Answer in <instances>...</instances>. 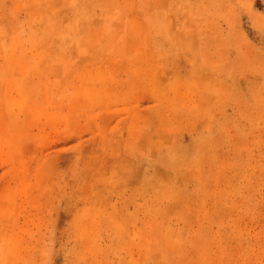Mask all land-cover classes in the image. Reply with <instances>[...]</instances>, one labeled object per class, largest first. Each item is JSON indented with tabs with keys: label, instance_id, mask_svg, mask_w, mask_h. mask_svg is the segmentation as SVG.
Returning a JSON list of instances; mask_svg holds the SVG:
<instances>
[{
	"label": "rangeland",
	"instance_id": "obj_1",
	"mask_svg": "<svg viewBox=\"0 0 264 264\" xmlns=\"http://www.w3.org/2000/svg\"><path fill=\"white\" fill-rule=\"evenodd\" d=\"M24 113L0 264H264V0H0Z\"/></svg>",
	"mask_w": 264,
	"mask_h": 264
},
{
	"label": "bare ground",
	"instance_id": "obj_2",
	"mask_svg": "<svg viewBox=\"0 0 264 264\" xmlns=\"http://www.w3.org/2000/svg\"><path fill=\"white\" fill-rule=\"evenodd\" d=\"M36 108V107H35ZM6 112V111H5ZM10 112V111H9ZM6 114H8V113H6ZM15 115V114H14ZM23 116L22 117H20V116H18V117H20V118H18L17 116H15V118L17 119H19V121H17L16 119H14L13 117V114H12V116L11 117H9V116H5V114H4V118H5V120L4 121H1V119H0V142H2L3 144H9V143H12L13 145L15 144V142L14 141H16V139H17V136L14 134V133H12V131H11V129L12 128H14V126L16 125L17 126V124H20V123H18V122H22L21 124H25V122H27L28 123V121H29V116L26 114V113H24V114H22ZM31 119V118H30ZM42 125V124H41ZM15 126V127H16ZM28 128H30V127H28ZM31 128H32V126H31ZM37 129V128H36ZM44 129V128H43ZM31 130H33V129H31ZM34 131V130H33ZM38 131V130H37ZM42 131V130H41ZM40 131V133H42ZM46 131V130H45ZM38 135H40V134H38ZM29 136H31V135H29ZM35 136V135H34ZM26 137V136H25ZM18 138L19 139H21V136H18ZM22 138H24V137H22ZM24 140V139H23ZM14 142V143H13ZM16 143H17V141H16ZM9 148V147H8ZM19 155V154H18ZM6 159V158H5ZM4 159V160H5ZM18 167V166H17ZM13 173V172H12ZM11 175V174H10ZM13 175V174H12ZM15 176V175H14ZM13 176V177H14ZM28 176V175H27ZM11 177V176H10ZM10 177H7V178H10ZM14 180H15V178H13ZM8 180V179H7ZM18 182V181H17ZM16 186H17V183H16V185L15 186H10V185H8V186H6V187H4L3 188V191H1V193L2 194H0V198L1 199H3V200H11V201H14V199H13V197L9 194V190L10 189H14V190H16L17 188H16ZM7 207V206H6ZM59 217V216H58Z\"/></svg>",
	"mask_w": 264,
	"mask_h": 264
}]
</instances>
